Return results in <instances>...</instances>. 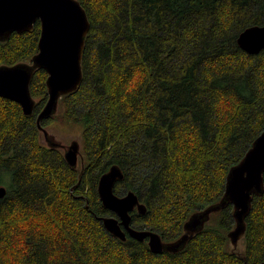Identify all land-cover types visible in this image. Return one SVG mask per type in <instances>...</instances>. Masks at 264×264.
Here are the masks:
<instances>
[{
  "label": "trees",
  "instance_id": "trees-1",
  "mask_svg": "<svg viewBox=\"0 0 264 264\" xmlns=\"http://www.w3.org/2000/svg\"><path fill=\"white\" fill-rule=\"evenodd\" d=\"M91 27L78 90L58 117L80 125L85 167L72 168L41 141L36 118L48 98L37 70L33 115L0 96V264H258L264 261V194L254 195L243 250L230 248L233 205L211 214L178 252L111 234L115 215L98 182L111 166L147 206L137 229L181 236L190 215L221 199L230 168L264 130V49L240 34L264 24V0H80ZM41 24L0 42V64L31 60ZM232 245V244H231ZM170 253V254H169Z\"/></svg>",
  "mask_w": 264,
  "mask_h": 264
},
{
  "label": "water",
  "instance_id": "water-1",
  "mask_svg": "<svg viewBox=\"0 0 264 264\" xmlns=\"http://www.w3.org/2000/svg\"><path fill=\"white\" fill-rule=\"evenodd\" d=\"M38 21L41 24L38 51L31 60L0 64V96L19 103L24 114L33 115L37 98L32 94L31 82L37 70L47 72L48 98L36 118L41 141L51 149L60 150L72 168H80V182L85 167L81 135L70 143L63 142L49 131V124L45 125L44 121L57 115L61 98L76 92L81 85L82 61L91 22L80 0H0V42L8 41L14 32L33 31ZM238 42L247 53H259L264 49V24L247 28ZM123 178L121 167L113 165L98 182L101 201L115 213L102 218L105 228L114 236L123 241L127 234L139 241L147 240L155 253L178 252L205 227L212 213L232 204L235 226L228 235L233 247L238 248L246 232V218L251 212L254 195L264 194V130L244 157L230 168L221 199L192 213L184 223L183 233L175 240L165 241L157 231L133 227L131 213L136 209L144 214L147 206L133 190L123 195L115 192L116 184ZM5 193V186H1L0 196Z\"/></svg>",
  "mask_w": 264,
  "mask_h": 264
},
{
  "label": "rangeland",
  "instance_id": "rangeland-1",
  "mask_svg": "<svg viewBox=\"0 0 264 264\" xmlns=\"http://www.w3.org/2000/svg\"><path fill=\"white\" fill-rule=\"evenodd\" d=\"M48 126L50 132L54 133L58 139L66 143H70L75 137L77 138L82 128L80 125L70 123L68 120L62 119L61 117H58ZM231 244L232 243L229 241V247L234 248ZM243 247L242 240H240L237 249L243 250Z\"/></svg>",
  "mask_w": 264,
  "mask_h": 264
},
{
  "label": "bare ground",
  "instance_id": "bare-ground-1",
  "mask_svg": "<svg viewBox=\"0 0 264 264\" xmlns=\"http://www.w3.org/2000/svg\"><path fill=\"white\" fill-rule=\"evenodd\" d=\"M170 254V253H169Z\"/></svg>",
  "mask_w": 264,
  "mask_h": 264
}]
</instances>
